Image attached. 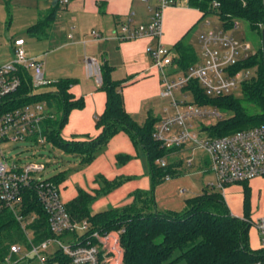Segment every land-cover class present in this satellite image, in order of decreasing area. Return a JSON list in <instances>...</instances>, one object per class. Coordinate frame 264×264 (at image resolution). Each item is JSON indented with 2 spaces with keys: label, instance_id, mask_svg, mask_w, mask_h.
I'll return each mask as SVG.
<instances>
[{
  "label": "trees",
  "instance_id": "obj_1",
  "mask_svg": "<svg viewBox=\"0 0 264 264\" xmlns=\"http://www.w3.org/2000/svg\"><path fill=\"white\" fill-rule=\"evenodd\" d=\"M189 7L201 11V17L216 15L224 31L232 29L233 23L243 20L251 30L260 36L257 24L264 19L262 0H186ZM217 5H214V3ZM54 10V9H53ZM53 11L44 20L27 28V34L41 37L52 19ZM189 31L173 45L169 73L183 74L196 62L193 45L189 42ZM170 51V50H169ZM252 68L253 75L240 85V94L208 97L196 80H190L182 88L188 92L196 104H208L230 112L229 116L214 124L202 127L208 137H219L238 130L264 124V51L261 45L249 57L238 64V68ZM20 86L13 93L11 106L44 102L47 116L39 127L44 144H49L64 153L79 158L80 163L91 162L96 152L117 132H124L130 141L139 144L149 168L151 188L148 191H134L132 201L124 206L107 208L91 213L90 204L95 196L107 192L119 181L106 182L100 191L91 195L81 189L67 203L65 209L75 221L85 220L89 231L104 233L122 229L120 244L123 248L122 264H264V249H251L248 245V196L244 198V216H233L224 202L222 194L212 187L200 194L184 199L179 211H159L155 209L153 190L166 178L181 174L178 163L171 153L179 147L164 148L152 138L157 117L148 116L142 124L135 122L124 110L120 92V82L111 79V67L99 64L100 83L98 88L105 94L104 108L95 119L99 129L93 138L66 140L60 130L71 109L81 108L82 99L75 98L69 88L75 82L71 78H59L47 84L48 89L36 91L31 85L30 75L20 72ZM125 158V156H124ZM165 160V165L158 163ZM179 167V166H178ZM65 171L57 172L48 179L59 184ZM245 190L248 187L244 184ZM23 215L34 213L35 219L28 224L32 241L39 242L51 236L46 215L32 189L21 197ZM63 236V235H62ZM59 236V237H62ZM26 243L19 223L9 212L0 215V263L9 244ZM46 264H71L70 259L55 249L46 259Z\"/></svg>",
  "mask_w": 264,
  "mask_h": 264
},
{
  "label": "built area",
  "instance_id": "obj_2",
  "mask_svg": "<svg viewBox=\"0 0 264 264\" xmlns=\"http://www.w3.org/2000/svg\"><path fill=\"white\" fill-rule=\"evenodd\" d=\"M57 1L66 4L68 0ZM176 2L158 0V5L150 10L148 22L137 25H131L130 21L121 22L115 35L121 41L139 37L155 40L153 45L147 46L146 52L152 64L161 72L159 96L168 99L171 111L162 109L163 116L154 124L152 138L164 148L189 143L193 148L202 150L207 158V170L213 177L209 186L221 193L230 183L264 178V124L219 137H208L202 127L209 125L211 119H220L221 111L208 104L194 103L190 94V100H187L186 92L182 89L190 80H196L208 97L228 95L230 91L240 88L241 83L252 77L251 70L249 67L233 68L249 57L252 53L250 46L236 41L224 30L203 32L197 37L200 51L198 62L183 74L167 73L164 69L170 65L171 55L169 49L159 42L161 10ZM262 3L264 10V0ZM205 23L209 25L208 21ZM257 26L264 32V19ZM236 27L235 22L232 29ZM90 33L93 38H100L97 32ZM11 51L12 58L0 63V144L21 142L27 144L24 145L26 148L42 146L44 138L39 133V125L47 116L44 102L11 106V101L14 100L13 93L20 86V72H28L34 88L46 84L48 80L43 76L41 60L25 52L22 38L11 40ZM83 66L87 76L99 77V64L95 59L84 57ZM174 90L179 98L174 96ZM158 163L163 166L165 160L159 159ZM44 168V164L38 162L9 160L0 146V215L9 212L19 223L26 239V243L9 244L0 264H15L31 255L41 264H46L47 257L55 249H60L71 264H122L123 248L119 237L123 230L113 229L104 233L89 231L85 220L72 219L60 198L58 185L41 177ZM28 189L35 192L51 233L50 237L39 242L32 241V232L28 228L36 215L22 213L21 197ZM250 223L256 229L259 247L264 249V213ZM50 244L56 245V248L46 253Z\"/></svg>",
  "mask_w": 264,
  "mask_h": 264
},
{
  "label": "crops",
  "instance_id": "obj_3",
  "mask_svg": "<svg viewBox=\"0 0 264 264\" xmlns=\"http://www.w3.org/2000/svg\"><path fill=\"white\" fill-rule=\"evenodd\" d=\"M52 1L0 0V63L12 58L11 40L22 38L27 55L41 60L46 80L74 79L69 92L75 98H81L83 104L81 108L68 112L60 130L63 139L85 140L99 132L94 123L103 111L105 94L98 88L100 78L84 73V57H91L98 64L106 62L111 67V79L120 82L123 108L138 124H142L148 116L161 118L163 108L171 111L167 102L160 114L154 113L156 106L153 101L156 98L166 99L159 96L161 72L152 64L146 52L147 46L153 45L155 40L139 37L121 41L115 38L121 22L130 21L131 25L148 22L150 10L158 5V0H68L66 4L58 1L52 4ZM52 11V19L44 34L41 37L29 36L27 28L44 20ZM201 15V11L189 7L186 0H177L175 5L164 7L161 10V45L168 48L170 54L174 53L172 45L189 29L190 32L195 29L192 37L189 32V42L197 44L198 35L203 33L197 28L205 18ZM91 31L97 32L100 38H93ZM25 37L29 40L26 41ZM172 69V66H168L164 70L169 73ZM194 149L187 143L171 153L172 160L178 163L177 169L181 170L182 163L178 161L180 155H188ZM77 159V164L71 171H65L63 180L58 184L64 203L75 197L77 189L94 195L106 182L119 181L107 192L95 196L90 204L91 213H95L127 205L132 201L134 191H148L151 188L143 150L122 131L111 136L88 164H82ZM187 163L190 165L189 159ZM197 165L205 175H210L211 180L204 182L205 185L202 183L205 187L209 186L213 177L207 170L206 158L199 159ZM181 175L166 178L155 186L153 196L156 210L179 211L184 206V199L198 192L192 188L184 191L182 186L185 187L187 181ZM245 184L248 188L259 185L256 199L260 203L259 217L264 213V178L255 177ZM224 193L223 190L222 197L228 202ZM233 214L238 215L237 212Z\"/></svg>",
  "mask_w": 264,
  "mask_h": 264
},
{
  "label": "rangeland",
  "instance_id": "obj_4",
  "mask_svg": "<svg viewBox=\"0 0 264 264\" xmlns=\"http://www.w3.org/2000/svg\"><path fill=\"white\" fill-rule=\"evenodd\" d=\"M205 21L209 22V25H206ZM237 27L227 30L230 35L233 36V38L238 42H245L250 46V52H253L260 46V36L255 30H251L248 27V24L243 20H237L236 22ZM198 30L200 32L204 31H219L223 30V27L221 25V22L217 18L216 15H209L205 18H202L200 23L197 25ZM194 30L192 29L190 32V36L192 37L194 34ZM199 32V33H200ZM197 33V34H199ZM26 41L29 39L25 37ZM194 53L197 57L200 56V51L198 49L197 44H193ZM1 60V59H0ZM251 75H253V69L250 68ZM85 73V70H84ZM86 75V74H85ZM46 76V75H45ZM87 77V76H86ZM47 79V77H45ZM51 81H48L49 83ZM46 83V84H47ZM48 89L47 85H42L36 87V91H42ZM173 94L176 98H179V94L177 91H173ZM240 94V89H234L230 91L229 95L238 96ZM186 99L190 100V95L188 92H186ZM168 101L166 99H160L156 98L153 101V105H155V115L160 114L161 108L166 105ZM217 108V107H216ZM218 109V108H217ZM222 116L220 119H211L210 124H214L217 121L223 120L227 118L230 114L227 110H221ZM200 122H203L201 120ZM199 128V127H198ZM206 131H204L205 134ZM24 145H27L25 143L21 142H5L1 143L0 146L2 148L3 153L6 155V157L9 160H16L19 162H38L44 164V171L41 173L42 178H49L53 174H56L57 172L66 171L69 172L72 170L75 164H77V157L69 155L67 153H64L56 148L51 147L49 144H44L42 146L38 147H28L26 148ZM206 156L204 155V152L200 149L195 148L190 153L187 154H181L178 158V161L182 163L181 165V176H184L187 181L185 187L182 186V189L184 191H188L189 188L197 189L198 192L195 193V195L200 194L203 190H209L211 186H204L205 183H208L210 179V175H205L202 172V169L199 168L197 165V162L199 159H205ZM190 160V165H187V160ZM207 160V158H206ZM198 166V167H197ZM205 182V183H204ZM202 183L204 185H202ZM245 183H230L224 187V195L226 194L228 198V202L224 198V202L226 203L229 211L233 216L236 217H242L244 216L245 208H244V198L245 193L248 196V223L250 221L254 220L260 212V203L257 199V190L259 189L258 184H254L250 188L245 190ZM214 192H218L222 194L217 188L212 189ZM186 194H189L188 192H185ZM253 202H252V201ZM255 200V202H254ZM233 212H237L238 215H234ZM62 239V237L60 238ZM248 245L251 249H258L259 243L257 240L256 232L254 226L250 223L249 229H248ZM56 248V245L50 244L46 250V253L51 252L53 249ZM45 254V253H43ZM15 264H41L37 258L34 256H29L28 258L20 259Z\"/></svg>",
  "mask_w": 264,
  "mask_h": 264
},
{
  "label": "water",
  "instance_id": "obj_5",
  "mask_svg": "<svg viewBox=\"0 0 264 264\" xmlns=\"http://www.w3.org/2000/svg\"><path fill=\"white\" fill-rule=\"evenodd\" d=\"M56 1H57V0H53V1H52V4H55ZM260 36H261V45H262V49H263V51H264V32H263V31L260 32Z\"/></svg>",
  "mask_w": 264,
  "mask_h": 264
}]
</instances>
